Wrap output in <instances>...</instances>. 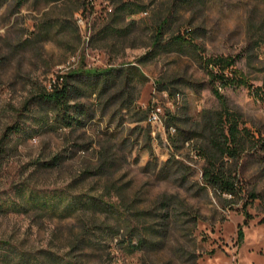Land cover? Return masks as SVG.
Masks as SVG:
<instances>
[{"label":"rangeland","instance_id":"obj_1","mask_svg":"<svg viewBox=\"0 0 264 264\" xmlns=\"http://www.w3.org/2000/svg\"><path fill=\"white\" fill-rule=\"evenodd\" d=\"M124 1L137 13L116 23L121 0L0 5V264H264V0ZM177 36L263 87L221 89L253 139L235 160L212 140L219 84ZM65 75L79 122L24 111ZM209 169L240 193L208 185ZM94 198L117 210L80 204Z\"/></svg>","mask_w":264,"mask_h":264},{"label":"trees","instance_id":"obj_2","mask_svg":"<svg viewBox=\"0 0 264 264\" xmlns=\"http://www.w3.org/2000/svg\"><path fill=\"white\" fill-rule=\"evenodd\" d=\"M6 1L7 0H0V5ZM133 4L134 2L121 0V6L112 11V22H125L129 20L130 17L137 13V11L132 7ZM76 10H79V7H77ZM171 17L172 13L162 19L161 23L158 25L154 39V46H159V42L164 34V29L170 23ZM131 22H134V20H131ZM105 31L112 32L113 34H126V30L115 28L110 29V26H106L105 29H103V32ZM175 40L178 45L193 48L200 57L201 64L209 78V82L211 84H219V87L213 88V92L221 103L222 111L219 113L217 121L212 124V140L215 149L223 158H229L230 160L237 159L243 148L249 142H252L253 139L249 130L246 127H241V115L229 109L228 104L221 93V89L247 87L249 89H253V93L256 95L263 87L254 88L250 85L244 76L237 69H235L234 61L232 59L228 57L206 58L200 53L201 48L193 39L177 36ZM129 67H133V70H139L137 67L132 65ZM79 75L80 74H75L73 76ZM92 75H94L97 79L99 78L96 72L92 73ZM73 76L65 75L64 77H57L54 84L50 85V88L46 87L45 89H42L34 95L30 101L25 103L24 111L29 112V108L33 102H41L50 106L55 113L56 118L61 120L66 127L73 126L74 121L79 122L73 115L74 106L71 104L70 78ZM140 76L141 78L146 79L144 75ZM20 115L22 114L20 113L19 116ZM22 131L23 126L21 123L15 122L13 125L7 127L4 136L10 137L13 134H20ZM261 146L264 148V140L262 141ZM204 180L220 194L235 197L241 190L236 183H234L224 173L215 171V169L206 170L204 173ZM32 197L33 196L28 197V202L31 201ZM40 202L41 204L39 203L40 205L38 206L45 209L47 206L46 201ZM80 202V204L85 207L89 205L93 207L102 206L107 208V210L108 208L117 210L115 205L107 203L104 199L94 198L90 203L87 202V200H81ZM239 235L242 236L241 231L239 232ZM129 246L134 245L133 243H130Z\"/></svg>","mask_w":264,"mask_h":264}]
</instances>
